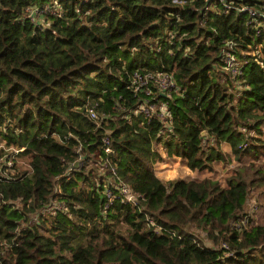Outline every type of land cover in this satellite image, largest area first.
<instances>
[{
	"label": "trees",
	"instance_id": "16d2710c",
	"mask_svg": "<svg viewBox=\"0 0 264 264\" xmlns=\"http://www.w3.org/2000/svg\"><path fill=\"white\" fill-rule=\"evenodd\" d=\"M134 70L172 75L152 98L164 117L135 110ZM263 124L264 0H0V155L13 159L0 264H264V212L247 208L264 196ZM230 155L249 161L223 184L155 165L211 170Z\"/></svg>",
	"mask_w": 264,
	"mask_h": 264
},
{
	"label": "built area",
	"instance_id": "2783aa9c",
	"mask_svg": "<svg viewBox=\"0 0 264 264\" xmlns=\"http://www.w3.org/2000/svg\"><path fill=\"white\" fill-rule=\"evenodd\" d=\"M51 8L49 6H45L43 9H39L37 7H27L26 11H28V15L35 18L37 15H39L41 12L45 10H50ZM240 9H246L248 10V13L250 15H255L259 13V11L252 6H241ZM52 11V9H51ZM37 18V17H36ZM224 61L227 64V68H229L233 73L237 72V68L235 66V58L233 55H230L228 53L224 54ZM174 86H176V82L173 79L172 75L169 72L166 71H140V70H134L132 73V81H130V87L134 91V93H140L143 92L144 95L137 98V107L135 110H141L146 115H150L151 113L155 112L156 115L160 117H164L165 110H166V102L162 100L153 101L152 98H155L154 93L155 92H161L168 94L169 91H171ZM88 114L91 118H93L97 124L100 123L99 114L95 112V110L91 107L88 108ZM104 151H109L110 148L108 146L109 143V137L107 135H104L102 138ZM17 149L14 150L16 152ZM86 156L80 155L71 165L69 166L68 170L71 169L73 166L79 167L81 166L87 158ZM4 164L7 166L6 170H11L13 160L10 157H5ZM107 161L105 160V163ZM113 170V167H111ZM5 171V170H4ZM118 189V196H121V199L126 202L136 203L138 201V196L124 183H120L116 186ZM103 193L109 197V199H112L115 195L110 187H104ZM57 208H63V204L59 202H55ZM158 229V228H157Z\"/></svg>",
	"mask_w": 264,
	"mask_h": 264
},
{
	"label": "rangeland",
	"instance_id": "374dc122",
	"mask_svg": "<svg viewBox=\"0 0 264 264\" xmlns=\"http://www.w3.org/2000/svg\"><path fill=\"white\" fill-rule=\"evenodd\" d=\"M41 21H44V18H40ZM264 138V124L262 125V133L257 134ZM226 151H230L228 145L223 147ZM10 157L7 154V151L4 149V154L0 155V168L4 165L5 157ZM264 159V157H263ZM13 160V159H12ZM7 161V160H6ZM249 158L244 157L242 160H237L232 155L226 161H219L213 164V168L211 170L204 169V170H196L190 169L184 165V163L180 160V158H173L168 159L165 158L164 160H160L157 162L156 170L159 175L164 178H174V177H185V178H202L204 176H210L214 179H218L222 184L225 183V178L237 167L242 163H247ZM19 164L26 166L27 164L24 162L23 159L18 160ZM13 172V171H12ZM251 195L248 199L247 208L252 210V214L254 217V222H258L262 218V213L264 212V196L261 195L258 190H252ZM205 239V237H204Z\"/></svg>",
	"mask_w": 264,
	"mask_h": 264
},
{
	"label": "water",
	"instance_id": "95a60500",
	"mask_svg": "<svg viewBox=\"0 0 264 264\" xmlns=\"http://www.w3.org/2000/svg\"><path fill=\"white\" fill-rule=\"evenodd\" d=\"M164 94V93H163ZM205 132L203 131L202 134H204Z\"/></svg>",
	"mask_w": 264,
	"mask_h": 264
}]
</instances>
